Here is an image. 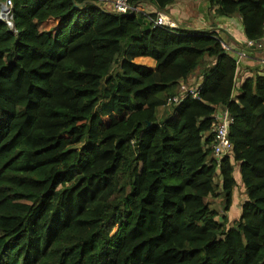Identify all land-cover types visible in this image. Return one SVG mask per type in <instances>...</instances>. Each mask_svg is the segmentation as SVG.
I'll return each mask as SVG.
<instances>
[{
    "label": "trees",
    "instance_id": "trees-1",
    "mask_svg": "<svg viewBox=\"0 0 264 264\" xmlns=\"http://www.w3.org/2000/svg\"><path fill=\"white\" fill-rule=\"evenodd\" d=\"M12 1L14 29L0 18V264H264V77L236 93L240 63L215 31ZM128 1L166 14L176 2ZM209 2L264 39V0ZM199 78L197 99L169 105ZM220 110L233 119L222 158ZM237 188L230 226L208 200L228 213Z\"/></svg>",
    "mask_w": 264,
    "mask_h": 264
},
{
    "label": "crops",
    "instance_id": "crops-1",
    "mask_svg": "<svg viewBox=\"0 0 264 264\" xmlns=\"http://www.w3.org/2000/svg\"><path fill=\"white\" fill-rule=\"evenodd\" d=\"M143 7L150 13L160 12L151 2L145 3ZM167 15L173 22L174 29L181 28L200 32L215 31L219 37L228 42L233 49L244 52L247 55V57L240 62V67L238 68L236 93H239L240 84L245 78L254 74L264 77V39L255 43V45L249 46L251 41H249L245 35L244 26L240 17L220 16L217 13V8H212L209 0H176L175 4L170 6L167 10ZM134 63L144 65L151 70L156 69V61L148 57L136 58ZM201 80L202 78L197 79L196 84H200ZM188 81L193 83L192 81H194V79ZM164 111L163 108L160 109V115L163 114ZM220 113L222 117V113L224 112L220 110ZM234 176L240 184L241 176L238 168ZM243 191L244 189H242V192ZM236 199L238 200V198ZM245 199L244 195L242 202H244Z\"/></svg>",
    "mask_w": 264,
    "mask_h": 264
},
{
    "label": "built area",
    "instance_id": "built-area-1",
    "mask_svg": "<svg viewBox=\"0 0 264 264\" xmlns=\"http://www.w3.org/2000/svg\"><path fill=\"white\" fill-rule=\"evenodd\" d=\"M100 3L108 10L121 14H138L143 15L153 27H158L160 29H167L169 32L173 33L174 24L171 21L170 17L164 12H157L156 17L152 16L144 7L131 4L128 0H94ZM13 1L5 0L0 4V18L3 22L7 24L10 29H14L13 20ZM223 40V39H222ZM223 47L227 52L233 54L238 63L244 60L247 55L244 52L233 49L230 44L223 40ZM255 45L254 42H250L249 46ZM199 84L183 83L179 88V94L173 97L168 101L169 105H178L186 97L192 96L194 98L199 97L200 93ZM233 124V119L230 117L228 112L222 114V117L219 118V123L215 128V143L213 146L214 155L218 158L229 156L233 151V144L230 139V127Z\"/></svg>",
    "mask_w": 264,
    "mask_h": 264
},
{
    "label": "rangeland",
    "instance_id": "rangeland-1",
    "mask_svg": "<svg viewBox=\"0 0 264 264\" xmlns=\"http://www.w3.org/2000/svg\"><path fill=\"white\" fill-rule=\"evenodd\" d=\"M105 9H108V8H105ZM51 26L52 25L47 26V28H50ZM191 84H195V83H191ZM236 171H237V169H236ZM235 192H236L235 195H234L235 204L233 203L232 209L229 211L230 213L229 212L227 213V212L224 211V205H223L224 204V198L222 196L220 198H210L208 200L210 205H211V209L217 211L220 214L221 217H227L228 218L230 226H232L233 222L238 220V218L241 215V209L240 208H241V205L243 203L242 199L244 197L243 194L238 192V188L235 190ZM238 194H239V197H238ZM117 196H119V194ZM236 198H238V200Z\"/></svg>",
    "mask_w": 264,
    "mask_h": 264
},
{
    "label": "water",
    "instance_id": "water-1",
    "mask_svg": "<svg viewBox=\"0 0 264 264\" xmlns=\"http://www.w3.org/2000/svg\"><path fill=\"white\" fill-rule=\"evenodd\" d=\"M72 1L75 4L76 8H81V7L85 6L86 4H93V5L97 6L98 8H102V5L100 3L94 1V0H85L84 3H82V4L76 3V0H72ZM221 221H222V219H221Z\"/></svg>",
    "mask_w": 264,
    "mask_h": 264
}]
</instances>
